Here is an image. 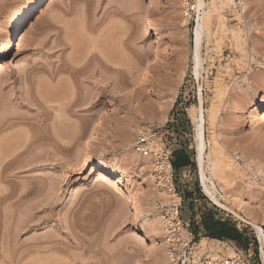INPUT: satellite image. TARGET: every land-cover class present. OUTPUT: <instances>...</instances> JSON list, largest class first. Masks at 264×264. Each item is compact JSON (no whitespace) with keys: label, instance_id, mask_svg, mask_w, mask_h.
<instances>
[{"label":"rangeland","instance_id":"obj_1","mask_svg":"<svg viewBox=\"0 0 264 264\" xmlns=\"http://www.w3.org/2000/svg\"><path fill=\"white\" fill-rule=\"evenodd\" d=\"M247 1L246 22L256 25L264 0ZM195 4L0 0V264L8 255L17 264H39V258L48 264H162L166 246L156 204L169 200L158 196L151 158L133 149L136 131L148 126H164L159 143L170 152L183 148L192 159L181 177L195 192L194 214L210 213L243 234L233 243L207 240L201 232L192 258L264 264L255 230L237 216L264 232V189L252 180L253 168H264V113L205 129L206 152L218 133L231 168L224 188L216 184L220 207L195 190L190 111L199 93L205 110L217 98L263 97L264 30L246 34L232 5L213 11L197 79ZM166 77L167 86L157 91ZM87 153L103 165L96 177L88 176Z\"/></svg>","mask_w":264,"mask_h":264},{"label":"bare ground","instance_id":"obj_2","mask_svg":"<svg viewBox=\"0 0 264 264\" xmlns=\"http://www.w3.org/2000/svg\"><path fill=\"white\" fill-rule=\"evenodd\" d=\"M242 1H243L244 13L241 15L240 20L245 25L246 34L253 33L251 31L254 30L256 27L257 28L259 27L260 29L264 30V18H262L260 20V22L258 21L259 23L255 22L258 24V25L256 24L257 26L254 24L253 25L248 24L246 22L248 15L246 16L247 18H245V15L247 13L246 11L248 10V3L249 2L247 0H242ZM213 4L214 5L212 8H207L205 6L204 0H196V4L194 6H192V9H194L198 15V20H197L196 26L194 28V47H193L194 49L192 52L193 53V58H192L193 73L197 79L200 78V74H201V71L203 69L202 61H201V55H200L202 38H203V35L205 33L208 34L210 31L211 18H212L213 11L220 13L222 8H224L225 5L231 6L233 4V0H213ZM222 17H223V15H222ZM255 52H257V51H255ZM253 57H254V55H253ZM115 66L118 67V66H122V65L115 64ZM170 70H171V68H170ZM115 72L119 74V73H121V70H117ZM167 79L168 78L166 77V79L164 81L158 83L157 91L163 90L167 86V81H166ZM215 96H217V95H215ZM170 101H173V100L171 99ZM190 111L192 112L191 116H193L194 125H195V129H194V141H195V150H196L195 162L197 163V169L199 172L200 186L203 189V192L213 202H215L220 207H224V205L220 202V200L217 196L218 190H217L216 184L219 185L221 187V189L224 188V186H225V183H224L225 179L224 178L225 177L223 175L226 174L231 168H230V164L226 161L227 160L226 155L224 153L222 154V152L219 151V148H224V145L220 142L219 137H218V133L215 136L216 138L213 140L212 151H210L209 153L206 152V143H205L206 141H205V137H204L205 129H206V127L208 129H217L219 127L220 123L223 122L224 120H231V119L237 118L239 116H243L244 114H247V113H249L251 116H254V117L260 119L262 117L260 114L264 113V95L257 102H253L252 100H249L246 98H241L239 100H230V101H228L225 98H217V101L216 102L214 101L213 103H211L210 107L205 110L204 106H203V97H202L201 93H199L198 104L196 106L191 107ZM41 119H39L37 121H40ZM214 135H215V133H214ZM146 161H149V160H146ZM85 162H86V166H87L88 173H89L88 176H95L96 177L99 174L100 169L103 168V165L101 163L95 161V156L92 153L86 154ZM146 163L148 164V162H146ZM205 167L209 168L210 175H211L210 178H208V176L205 172L206 171ZM253 169H254L255 174H252V180H254L258 184H260V186L264 189V168L262 166H258V167L253 168ZM150 171H153V170H150ZM85 179H86V176L80 180V183H78L79 185H77V190L83 188V186H84L83 183H84ZM75 191H76V189H75ZM158 196L163 198V199L169 198L167 196V194L165 195V193L161 192V191H158ZM221 197L224 198L223 195H221ZM235 204H237V203H235ZM237 216L241 220L248 223L255 230L256 235L258 237V241H259L260 246H261L262 260L264 262V232H263L262 227L260 225H258L254 220L247 221L243 217H241L240 215H237ZM9 218H10V216H9ZM11 227L9 225V227L7 228V231H8V229H11ZM10 231H12V229L9 230V232ZM163 245L166 246L165 242L163 243ZM43 247H41L39 244L37 246L38 252L41 249H44ZM135 248H136V245H135ZM39 253L41 254V252H39ZM4 258H6V260H4V264H17L19 262L18 261L16 263V261L14 259L15 257L13 258V256L8 255L7 257L4 256L3 259ZM39 259H40L39 262L41 264H48L47 261L42 260L41 258H39ZM161 263L162 264H171L170 259L168 258L166 253H164V256L162 258Z\"/></svg>","mask_w":264,"mask_h":264},{"label":"built area","instance_id":"obj_3","mask_svg":"<svg viewBox=\"0 0 264 264\" xmlns=\"http://www.w3.org/2000/svg\"><path fill=\"white\" fill-rule=\"evenodd\" d=\"M237 14H243V1L233 0L229 9ZM164 126H148L136 131L133 149L142 157L151 158L153 174L157 187L169 197L168 203L158 202L156 210L161 223V231L165 242V249L171 264H244L239 257L212 258L202 256L192 258L195 245V236L190 223L186 221L183 213V191L177 176V171L172 165V152L159 143L156 136ZM241 162L238 157L235 160Z\"/></svg>","mask_w":264,"mask_h":264},{"label":"trees","instance_id":"obj_4","mask_svg":"<svg viewBox=\"0 0 264 264\" xmlns=\"http://www.w3.org/2000/svg\"><path fill=\"white\" fill-rule=\"evenodd\" d=\"M189 164V158L183 150H176L172 152V165L174 169L185 167ZM200 222V225L202 226V229L204 231V236L207 238L217 240H231L235 243H239L242 239V235L234 226H232L228 222H224L214 218V215L210 213L203 214L200 218ZM196 229L197 227L194 230L192 229L196 236L195 238H197Z\"/></svg>","mask_w":264,"mask_h":264},{"label":"crops","instance_id":"obj_5","mask_svg":"<svg viewBox=\"0 0 264 264\" xmlns=\"http://www.w3.org/2000/svg\"><path fill=\"white\" fill-rule=\"evenodd\" d=\"M179 150H183L185 153H186V151L183 149V148H180ZM174 151H176V150H174ZM187 156H188V154H187ZM189 157V156H188ZM189 162H190V164L188 165V166H185V167H181V168H175L176 169V171H177V173H178V176H179V182H180V185H181V188H182V191H183V198H182V201H183V209H184V212H185V214H186V221L187 222H189L190 223V226H191V219L193 218V216L195 215V218H194V220L196 221L195 222V228L197 227V229H196V233H197V237H199L200 235V233L202 232L203 233V235H204V231H203V229H202V226L199 224V222H198V220H200V215H202V212H196L195 214H194V210L192 209V204L191 203H195V199H194V196H195V192H192V190H188V188H186V184H185V182L182 180V177H181V170L182 169H188V168H190L191 167V162H193L192 161V159H190L189 158ZM198 179V178H197ZM195 190L198 192V194L199 195H205L204 194V192H203V189L200 187V184H199V181L197 182V180H196V188H195ZM191 228H192V226H191ZM237 229V228H236ZM192 230V229H191ZM238 230V229H237ZM192 232H193V230H192ZM240 233V232H239ZM193 234H194V232H193ZM241 234V233H240ZM242 235V237H243V234H241ZM194 236H195V234H194ZM196 237V236H195ZM207 240H209V238H207ZM211 240H216V241H219L220 242V240H217V239H211ZM225 240V239H224ZM225 241H228V242H233V243H235L234 241H231V240H225Z\"/></svg>","mask_w":264,"mask_h":264}]
</instances>
